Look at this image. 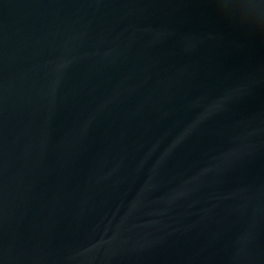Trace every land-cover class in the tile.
<instances>
[{"label":"water","instance_id":"95a60500","mask_svg":"<svg viewBox=\"0 0 264 264\" xmlns=\"http://www.w3.org/2000/svg\"><path fill=\"white\" fill-rule=\"evenodd\" d=\"M0 264H264V0H0Z\"/></svg>","mask_w":264,"mask_h":264}]
</instances>
